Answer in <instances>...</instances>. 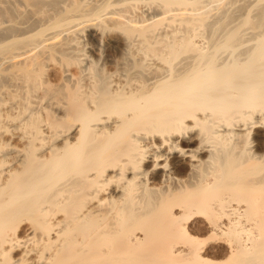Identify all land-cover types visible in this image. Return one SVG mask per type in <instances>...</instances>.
<instances>
[{
    "label": "bare ground",
    "instance_id": "obj_1",
    "mask_svg": "<svg viewBox=\"0 0 264 264\" xmlns=\"http://www.w3.org/2000/svg\"><path fill=\"white\" fill-rule=\"evenodd\" d=\"M0 264H264V0H0Z\"/></svg>",
    "mask_w": 264,
    "mask_h": 264
},
{
    "label": "rangeland",
    "instance_id": "obj_2",
    "mask_svg": "<svg viewBox=\"0 0 264 264\" xmlns=\"http://www.w3.org/2000/svg\"><path fill=\"white\" fill-rule=\"evenodd\" d=\"M90 32L91 31L89 29H86V30H84V33L82 32V36H81L82 40H84L83 42H85L87 44L88 50H90V48H88V47L91 46L92 43L96 42V40L92 36L90 37ZM101 41L103 42L104 45H106L105 48L108 49L107 52H105V54L111 50L110 45L116 49V52H119V49L121 47H123V44H124L122 36L120 35V33L118 34L117 31H115V32L110 31L108 33H105L104 36L102 38H100V44H101V46H103ZM89 53L91 54L92 57L96 58L98 56V52L95 50H91ZM110 53L111 52H109V54Z\"/></svg>",
    "mask_w": 264,
    "mask_h": 264
}]
</instances>
